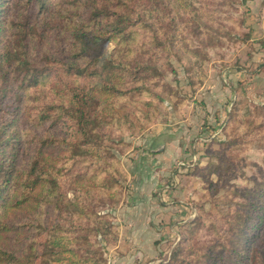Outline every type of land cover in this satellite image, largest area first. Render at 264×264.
<instances>
[{
    "label": "trees",
    "instance_id": "1",
    "mask_svg": "<svg viewBox=\"0 0 264 264\" xmlns=\"http://www.w3.org/2000/svg\"><path fill=\"white\" fill-rule=\"evenodd\" d=\"M184 9L201 13L189 0H0V264H107L119 234L109 208L121 199V137L160 114L172 56L201 52ZM257 191L233 231L240 243L193 251L191 227L160 264H260Z\"/></svg>",
    "mask_w": 264,
    "mask_h": 264
},
{
    "label": "rangeland",
    "instance_id": "2",
    "mask_svg": "<svg viewBox=\"0 0 264 264\" xmlns=\"http://www.w3.org/2000/svg\"><path fill=\"white\" fill-rule=\"evenodd\" d=\"M189 1L201 10H183L191 20L192 44L201 52L191 61L172 56L160 114L141 133L121 137L127 144L116 150L123 169L121 199L109 208L119 234L106 246L107 264L120 231L121 236L133 231L127 217L139 200L146 203L145 223L155 233L157 253L147 264H160L170 260L191 227L193 251L240 243L233 231L240 229L250 191L264 194V0L232 6ZM66 188L73 199L72 186ZM144 190L149 194L141 196ZM156 208L171 216L155 219ZM44 217L52 220L53 212L48 209ZM258 231L263 233L253 242V256L264 264V220ZM203 263L195 257L191 262Z\"/></svg>",
    "mask_w": 264,
    "mask_h": 264
},
{
    "label": "crops",
    "instance_id": "3",
    "mask_svg": "<svg viewBox=\"0 0 264 264\" xmlns=\"http://www.w3.org/2000/svg\"><path fill=\"white\" fill-rule=\"evenodd\" d=\"M146 178L145 175L141 176L139 184H144L142 182ZM166 188L165 191L168 194L173 193V190H169L172 189L171 186L168 185ZM147 194H149V192L144 190L140 195ZM145 204L144 200H139L136 202V205L131 208L132 211L129 212V215L131 214V216L127 217V221L131 220L132 224L130 222L131 225L127 224V227L133 231H129V234L126 236H121L120 231L118 243L115 247L111 248V251L115 254L112 256V264H147V258L149 255L157 253L156 247L153 245V236L155 233L149 231V227L145 223L148 220V215L146 211H144V208L146 207ZM166 211L167 209L156 208V212L153 216L155 219H158L159 217L170 214V217L171 212L168 214Z\"/></svg>",
    "mask_w": 264,
    "mask_h": 264
}]
</instances>
